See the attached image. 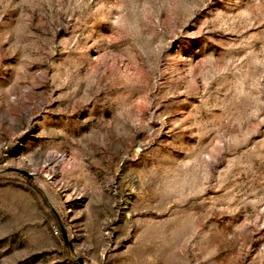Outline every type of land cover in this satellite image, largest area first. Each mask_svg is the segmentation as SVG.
I'll return each mask as SVG.
<instances>
[{
    "label": "rangeland",
    "instance_id": "obj_1",
    "mask_svg": "<svg viewBox=\"0 0 264 264\" xmlns=\"http://www.w3.org/2000/svg\"><path fill=\"white\" fill-rule=\"evenodd\" d=\"M0 264H264V0H0Z\"/></svg>",
    "mask_w": 264,
    "mask_h": 264
},
{
    "label": "water",
    "instance_id": "obj_2",
    "mask_svg": "<svg viewBox=\"0 0 264 264\" xmlns=\"http://www.w3.org/2000/svg\"><path fill=\"white\" fill-rule=\"evenodd\" d=\"M16 172H19L23 175H25L26 177H28L29 179H33V176L28 174L27 172L25 171H21V170H14ZM62 227V238H63V241H64V245L66 248H69L72 250V242L71 240L69 239V236H68V233H67V230L63 227ZM80 263H83V260L80 259Z\"/></svg>",
    "mask_w": 264,
    "mask_h": 264
}]
</instances>
